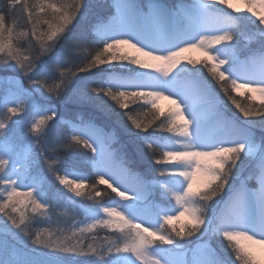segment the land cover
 <instances>
[{"label": "snow or ice", "instance_id": "6c2138e0", "mask_svg": "<svg viewBox=\"0 0 264 264\" xmlns=\"http://www.w3.org/2000/svg\"><path fill=\"white\" fill-rule=\"evenodd\" d=\"M0 70V264H264V0H3Z\"/></svg>", "mask_w": 264, "mask_h": 264}, {"label": "trees", "instance_id": "16d2710c", "mask_svg": "<svg viewBox=\"0 0 264 264\" xmlns=\"http://www.w3.org/2000/svg\"><path fill=\"white\" fill-rule=\"evenodd\" d=\"M53 2H57V3H58L59 0H53ZM18 18H19V17H18ZM19 20H20V21H18V23H19L20 25H23V24H24V20H23V18L20 17ZM9 21H10V19H9ZM10 23H11V22H10ZM242 44H243V43H242ZM252 47H255V45H253ZM81 49H84L88 54L92 51V47H85V48H81ZM81 49H78V52H80ZM103 66H105V65H101L100 67H103ZM189 67H191V65H189ZM196 67H201V65H197ZM204 71H205V75L208 76V79H209V80H212V77H211L210 74H208L207 69H205ZM217 87H218V85H217ZM233 95H234V94H233ZM236 97H237V96H236ZM224 100L227 101V97H224ZM237 100H238L239 102H241L242 104H251V105H252V103H251L250 101H248V99H245V98H244V99H240V98L237 97ZM229 102H230V101H227L228 104H229ZM229 105H230V104H229ZM57 107L59 108V110H60V112H61L62 114H66V115H68V114H71V113H75V114H71L75 119L77 118V113H78L79 111H83V112H84L85 119H87L88 116L90 115V112H89L88 109H80V108H79V110H78L77 112H75L74 110L70 111L74 106L71 107L70 110H66L65 107H64L63 105H60V104H57ZM231 107H232V106H231ZM130 108H132V109H136L137 114L140 116L141 119H150V118H151L150 116L145 117V113L147 112V108L141 110V109L139 108V105H137V104H130ZM232 108H233V107H232ZM233 109H234V108H233ZM165 119H166L165 116H161V117H160V120H161V121H163V120H165ZM98 122H99V123H103V122H104L103 117H100V118L98 119ZM157 123H159V121H157ZM25 130H26V128H25ZM150 131H151V129H150ZM122 137H123V140L127 142V139H128V138L125 137V136H123V135H122ZM129 151H131V148H130V147H129ZM136 167H137L139 170L143 171V168H144L145 166H144V165H136ZM53 183L55 184V181H53ZM88 183H92V181L89 180ZM55 186H56L57 188H60V190H61L62 192H64L65 196H72L76 201H77V198H79V197H75L74 194H72V193H68V192H66V190H64V189L62 188V186H60V185H58V184H55ZM99 188H100V191H101V193H102V196H101V197H105V196L107 195L108 198H112V197H111V194L104 193V190H102L101 186H99ZM77 203H78V201H77ZM62 204H63V206L60 208V210L57 211V212H55L54 215H53V222H52V225H51L52 229H56V228L67 229V228H69L73 223H78V222H82V221H84V212L78 210L76 213H73L72 210H71V206L68 204V201H67V200H64V201L62 202ZM65 209H67V213H65ZM44 226H45V227H48V225H44ZM115 235H116V233L111 232L110 230L103 229V228H99V229H97L96 231L87 234V237L85 238L84 243H85V244L90 243V242H91V237L94 236V237H96V244L99 245V244H102V243L104 242V238H105V237H115ZM216 242H217V241L214 242V246H217V245H216Z\"/></svg>", "mask_w": 264, "mask_h": 264}, {"label": "rangeland", "instance_id": "374dc122", "mask_svg": "<svg viewBox=\"0 0 264 264\" xmlns=\"http://www.w3.org/2000/svg\"><path fill=\"white\" fill-rule=\"evenodd\" d=\"M3 0H0V5H2L3 4V2H2ZM93 1V4L94 3H96L97 1L96 0H92ZM2 2V3H1ZM37 2V0H28V4L29 5H33V4H35ZM229 11H231V10H229ZM20 19V17L18 18V21H20L19 20ZM11 22V19H10V21H9V23ZM242 41V40H241ZM81 58H84V57H87L89 54L84 50V49H81L80 50V52H78L77 53ZM185 55L186 56H188V57H191V58H194V59H204V57H203V55H202V53L200 52V51H198V50H193V51H190V52H188V53H185ZM115 63V62H114ZM184 63H186V61H184ZM108 66L107 65H105V66H103V67H100V68H107ZM93 72H97L98 71V69H93L92 70ZM0 75H11V76H18V75H20L18 72H11V71H9V72H3L2 70H0ZM81 76H84L85 74L84 73H81L80 74ZM28 86V84H27V80H24V87H27ZM10 87V85H8V84H0V88L1 89H7V88H9ZM241 92H243L244 93V95H239V94H237V93H233L235 96H237L238 98H240V99H248V101H250L251 103H252V105L253 106H258L259 104H260V100H259V94L257 93L256 94V99L255 100H250L249 99V96L251 95L250 93H248L246 90H244V89H241ZM236 97V98H237ZM229 104L231 105V102H229ZM159 107H160V110L161 111H163V112H165V113H167V111L170 109V108H172V107H174V105H172L169 101H167V100H163V101H161L160 102V104H159ZM233 108H234V106H232ZM238 111V110H237ZM80 151H83V152H88V150L87 149H81ZM158 151H159V149H158ZM198 183H199V181H198ZM102 187H107L106 185H101ZM101 187V188H102ZM104 187V188H105ZM102 188V190H104V193H106L107 191L106 190H108L107 188ZM109 190H111V189H109ZM130 198H132V197H130ZM84 199H87V198H84ZM97 200H103L104 202H107V197L105 196V197H97L96 198ZM117 199H121V198H117ZM88 201H94V200H90V199H87ZM95 202V201H94ZM95 206H91L90 208H94ZM186 222H187V217H183V218H181L180 220H177V221H175L174 223H175V226H176V228L177 229H179L180 227H181V225H183V224H186ZM197 235H199V234H197ZM189 240H191V241H193V242H195V240H196V237H191V238H187V237H185V239L183 240V241H181L182 243H185L188 247H194L195 246V244L194 243H191V244H189L188 243V241ZM216 245L217 246H220L219 245V242L217 241L216 242ZM75 258H77V257H75ZM82 259H85V260H87V258H82ZM79 260V261H76V264H83L84 263V260ZM98 261V260H97ZM99 262V261H98ZM94 264H99V263H94Z\"/></svg>", "mask_w": 264, "mask_h": 264}, {"label": "bare ground", "instance_id": "6f19581e", "mask_svg": "<svg viewBox=\"0 0 264 264\" xmlns=\"http://www.w3.org/2000/svg\"><path fill=\"white\" fill-rule=\"evenodd\" d=\"M93 87H98V86H93Z\"/></svg>", "mask_w": 264, "mask_h": 264}]
</instances>
